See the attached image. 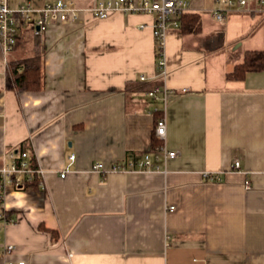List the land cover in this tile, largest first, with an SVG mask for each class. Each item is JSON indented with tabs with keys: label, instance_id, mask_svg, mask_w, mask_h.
<instances>
[{
	"label": "crops",
	"instance_id": "crops-1",
	"mask_svg": "<svg viewBox=\"0 0 264 264\" xmlns=\"http://www.w3.org/2000/svg\"><path fill=\"white\" fill-rule=\"evenodd\" d=\"M191 1L202 29L170 31L165 75L147 13L97 19L86 9L42 33L22 27L8 53L0 42V161L25 144L45 170L39 188L4 195L15 221L0 217V264H264V71L226 78L246 50L264 49V3L218 19L219 0ZM32 40L43 86L8 88L9 61L31 55ZM143 84L170 89L166 109ZM156 107L167 123L159 138L179 155L157 169L113 170L159 147Z\"/></svg>",
	"mask_w": 264,
	"mask_h": 264
},
{
	"label": "built area",
	"instance_id": "built-area-1",
	"mask_svg": "<svg viewBox=\"0 0 264 264\" xmlns=\"http://www.w3.org/2000/svg\"><path fill=\"white\" fill-rule=\"evenodd\" d=\"M224 6L215 8L216 18L223 19L226 12L245 9L252 0H219ZM264 3V0H259ZM192 8L191 0H101L98 3L81 8L75 0H54L47 1L41 6L20 5L11 8L7 0L0 2V42L3 51L8 53L16 44L20 29L32 26L37 33L47 27L52 21H76L82 10H88L97 19L107 18L111 13H147L153 16L152 27L157 42V66L160 75L167 73L166 57L164 52L167 37L172 29H180V16L190 12ZM145 24H142L144 26ZM146 79V76H141ZM149 97L155 102L163 103L166 109L171 92L168 87L155 85L148 91ZM162 110L156 107L155 111ZM156 135L165 138L167 123L164 116L160 117L156 123ZM179 150L169 149L166 144L159 146L154 152H146L141 157L131 160L117 162L113 170H148L159 168V161L163 157L165 161L172 160L179 155ZM71 162L61 171V176L65 177L70 171V165L75 160L76 154L70 155ZM235 166L240 168V160L235 161ZM103 168L101 162H95L92 169L100 171ZM206 175H210L206 173ZM45 170L35 161L32 163L28 151H9L4 153L0 161V196L6 194L10 188L21 189L25 183L32 181L35 177L39 178V184H44ZM215 176V175H214ZM174 206L170 207V210ZM0 217L6 223L13 222L15 219L7 215L6 210L0 212ZM7 250L14 248L13 245L5 246ZM7 264H27L24 260L9 261Z\"/></svg>",
	"mask_w": 264,
	"mask_h": 264
},
{
	"label": "trees",
	"instance_id": "trees-1",
	"mask_svg": "<svg viewBox=\"0 0 264 264\" xmlns=\"http://www.w3.org/2000/svg\"><path fill=\"white\" fill-rule=\"evenodd\" d=\"M180 21V30L183 33H196L202 29V18L199 13L186 12L180 16ZM18 42L19 36L14 47H16ZM32 42L31 55L22 59L9 61L6 83L8 88H16L18 90H39L42 88L44 80L42 49L40 45L34 44V40H32ZM255 71H264V49L246 50L242 61L236 63L234 67L226 73V78L241 80L245 78L248 72ZM152 87H154V84H143L137 87V89L149 91ZM155 113V122L157 123L158 119L163 116V112L159 110ZM153 144L154 146L163 145L162 139L154 135ZM25 150L30 151V148L23 144L20 151ZM29 156L32 163H35V157L31 151ZM28 188H39V178L35 177L32 181L25 183L24 187L21 189ZM3 202V196H0L1 212L5 211L3 208ZM52 232H54V230Z\"/></svg>",
	"mask_w": 264,
	"mask_h": 264
}]
</instances>
